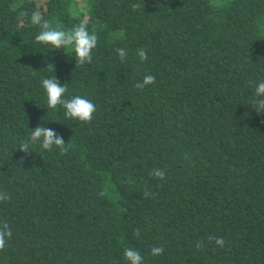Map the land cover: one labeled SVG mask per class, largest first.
Returning a JSON list of instances; mask_svg holds the SVG:
<instances>
[{
    "label": "trees",
    "instance_id": "16d2710c",
    "mask_svg": "<svg viewBox=\"0 0 264 264\" xmlns=\"http://www.w3.org/2000/svg\"><path fill=\"white\" fill-rule=\"evenodd\" d=\"M37 10L64 30L86 23L92 62L37 43ZM146 74L156 83L138 90ZM54 75L95 103L91 124L47 109ZM261 80L264 0H0V264H126L129 247L144 264H264ZM37 125L69 151H19Z\"/></svg>",
    "mask_w": 264,
    "mask_h": 264
},
{
    "label": "clouds",
    "instance_id": "9594fccd",
    "mask_svg": "<svg viewBox=\"0 0 264 264\" xmlns=\"http://www.w3.org/2000/svg\"><path fill=\"white\" fill-rule=\"evenodd\" d=\"M137 4H133V10H136ZM25 17V13H21ZM29 23L33 26H38L40 31L35 36V40L42 46H50L55 50L71 49L74 52L76 61V68L90 64L93 60V51L98 45V36L94 32H89L86 23H77L70 29L64 30L60 26L53 27L52 24L44 18L41 11H33L30 14ZM121 62L127 58V51L125 48L115 49ZM139 60L144 62L148 59L147 52L144 49L138 50L137 53ZM48 68H54V65L49 64ZM156 83V77L151 74H146L142 82L136 84L138 90H143L147 86ZM41 86L47 96V109L55 110L57 108L63 109V114L66 120H77L83 124H91L94 119V114L97 111L95 103L91 100L81 96L73 95L68 97L67 85H61L60 81L54 75L50 78H43ZM251 107L257 114L264 115V80H261L255 86L254 97L251 100ZM39 145L42 149L49 152L54 149L59 150L60 155H64L69 151V143H65L64 139L58 136L53 130L46 129L43 125H37L34 130H31L29 137L22 141L19 151L23 153H30L31 146ZM156 178L164 179L165 172L162 169H154L151 172ZM99 195L103 196L105 193L102 191ZM150 193L147 189L143 192V197L148 198ZM10 196L5 192H0V202L10 200ZM133 235L139 237L140 230L136 229ZM12 237V229L7 222H0V252L6 250L9 240ZM209 243L220 248L225 247V240L223 237L209 235L207 237ZM197 249L206 247L203 241L196 242ZM152 256H160L164 252L163 246H154L151 248ZM123 258L126 264H144V258L140 252L134 248H126L123 252Z\"/></svg>",
    "mask_w": 264,
    "mask_h": 264
},
{
    "label": "rangeland",
    "instance_id": "374dc122",
    "mask_svg": "<svg viewBox=\"0 0 264 264\" xmlns=\"http://www.w3.org/2000/svg\"><path fill=\"white\" fill-rule=\"evenodd\" d=\"M80 1H81V0H78L79 3H80ZM212 1H214V2H220V1H221V2H224V1H227V0H212Z\"/></svg>",
    "mask_w": 264,
    "mask_h": 264
}]
</instances>
